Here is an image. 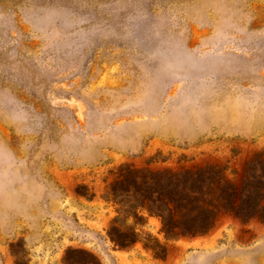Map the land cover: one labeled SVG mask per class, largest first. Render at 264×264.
Listing matches in <instances>:
<instances>
[{"label":"rangeland","instance_id":"obj_1","mask_svg":"<svg viewBox=\"0 0 264 264\" xmlns=\"http://www.w3.org/2000/svg\"><path fill=\"white\" fill-rule=\"evenodd\" d=\"M258 152L264 0H0V264H264V223L233 213L167 239L141 210L158 244L109 236L121 166L240 190Z\"/></svg>","mask_w":264,"mask_h":264},{"label":"trees","instance_id":"obj_2","mask_svg":"<svg viewBox=\"0 0 264 264\" xmlns=\"http://www.w3.org/2000/svg\"><path fill=\"white\" fill-rule=\"evenodd\" d=\"M263 156L258 152L247 164L240 190L219 166L178 172L121 166L110 187L112 201L118 208L109 230L111 241L125 248L144 235L146 240L158 244L157 238L143 229L145 216L141 210L160 218L167 239L205 234L214 228L222 213H233L243 223L254 218L264 223ZM127 219L133 222L128 224ZM75 253L89 256L92 264H100L91 253L75 250L66 253V264L86 263L77 261Z\"/></svg>","mask_w":264,"mask_h":264}]
</instances>
